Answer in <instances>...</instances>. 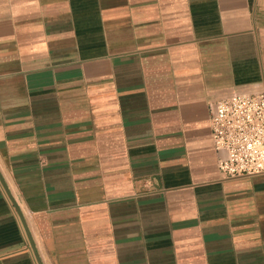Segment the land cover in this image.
<instances>
[{"label":"crops","instance_id":"0c3cea01","mask_svg":"<svg viewBox=\"0 0 264 264\" xmlns=\"http://www.w3.org/2000/svg\"><path fill=\"white\" fill-rule=\"evenodd\" d=\"M256 93L264 0H0V264H264L209 125Z\"/></svg>","mask_w":264,"mask_h":264},{"label":"built area","instance_id":"2783aa9c","mask_svg":"<svg viewBox=\"0 0 264 264\" xmlns=\"http://www.w3.org/2000/svg\"><path fill=\"white\" fill-rule=\"evenodd\" d=\"M213 146L222 153L218 170L222 175L264 174V94H233L210 109Z\"/></svg>","mask_w":264,"mask_h":264}]
</instances>
